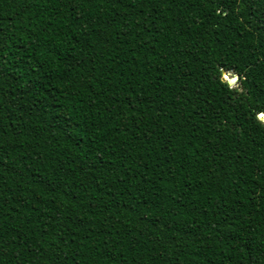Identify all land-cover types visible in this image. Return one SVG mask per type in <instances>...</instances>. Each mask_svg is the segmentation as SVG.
I'll return each instance as SVG.
<instances>
[{"label": "trees", "instance_id": "obj_1", "mask_svg": "<svg viewBox=\"0 0 264 264\" xmlns=\"http://www.w3.org/2000/svg\"><path fill=\"white\" fill-rule=\"evenodd\" d=\"M258 112L264 0H0V264H264Z\"/></svg>", "mask_w": 264, "mask_h": 264}, {"label": "water", "instance_id": "obj_2", "mask_svg": "<svg viewBox=\"0 0 264 264\" xmlns=\"http://www.w3.org/2000/svg\"><path fill=\"white\" fill-rule=\"evenodd\" d=\"M222 80L226 81L228 85L232 86L235 84L237 77L235 75L227 77V75L223 72ZM257 117L264 122V112H258Z\"/></svg>", "mask_w": 264, "mask_h": 264}, {"label": "rangeland", "instance_id": "obj_3", "mask_svg": "<svg viewBox=\"0 0 264 264\" xmlns=\"http://www.w3.org/2000/svg\"><path fill=\"white\" fill-rule=\"evenodd\" d=\"M228 77V76H227Z\"/></svg>", "mask_w": 264, "mask_h": 264}]
</instances>
